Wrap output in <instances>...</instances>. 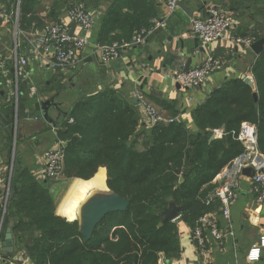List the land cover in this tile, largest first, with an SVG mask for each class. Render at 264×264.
Masks as SVG:
<instances>
[{"label": "trees", "instance_id": "trees-1", "mask_svg": "<svg viewBox=\"0 0 264 264\" xmlns=\"http://www.w3.org/2000/svg\"><path fill=\"white\" fill-rule=\"evenodd\" d=\"M43 1L21 0L20 31L40 30L46 18L60 21L65 10L60 2H84L54 0L48 14L41 16ZM7 3L11 10V2ZM158 16L156 0H114L102 18L97 42L130 41ZM251 35L264 38V32L257 30ZM251 70L255 88L243 77L226 79L193 110L194 121L204 133H192L179 117L152 126L148 133L139 132L138 103L113 89L93 91L75 103L69 113L74 121L59 131L67 141L64 176L88 180L106 167L107 186L129 199L130 205L126 211L109 213L86 240L78 221L56 214L49 182L43 184L31 173L20 172L14 179L19 189L8 213L18 218L16 233L36 232L25 245L30 259L35 264H157L161 254L177 257L182 249L178 223L166 221L159 226L158 213L169 200L180 206L181 220L191 227L213 210L214 204L207 200L216 187L215 177L245 152L238 139L243 122L256 126L258 149L264 155V51ZM179 114L174 110L171 117ZM219 128H224V136L211 140Z\"/></svg>", "mask_w": 264, "mask_h": 264}, {"label": "crops", "instance_id": "crops-1", "mask_svg": "<svg viewBox=\"0 0 264 264\" xmlns=\"http://www.w3.org/2000/svg\"><path fill=\"white\" fill-rule=\"evenodd\" d=\"M84 1L94 16L96 25L90 35V44L79 53L77 67L57 72L52 71V68L41 60L34 59L29 43L32 36L28 34L23 35V45L19 43L18 38L11 40L12 45L14 44L12 53L18 49L30 58L27 76L23 77L24 79L16 78L14 60L9 67L5 62L0 64V247L9 218H15V225L18 221L16 216L8 213L10 201L15 198L12 197L13 186H18L14 181L16 175L29 172L37 181L43 184L48 182L44 176L47 164L45 152L59 148L66 151L67 141L60 138L59 131L66 123H72L69 116L72 106L93 91L104 92L113 89L135 104L139 101L137 93H140L165 118H170L173 116L172 112L178 110L180 114L176 117H179L192 133L197 134L204 132L195 123L192 112L207 98L212 89L226 79H245L248 76L254 79L251 69L258 55L250 47L236 44L231 39L233 35L247 36L256 30L264 32V0H184L192 12L191 17L200 16L209 5H218L235 14L234 25L215 42L202 44L199 41V47L204 48L202 52L195 46L196 36L190 28L191 17L178 7L172 16L164 20V25L147 44L129 48L120 58L108 63L102 61L99 52H95L93 47L98 43L102 18L108 13L114 0H95L93 3L91 0ZM167 3L168 0H156L159 16L162 18L167 11ZM48 10V6H43L40 8V15L46 16ZM64 11L59 17L62 22L67 20ZM46 20L48 23L50 19ZM3 24L5 27L12 26L10 23ZM14 30L17 36L21 33L16 28ZM208 55L220 59L222 67L212 73L202 86L187 88L176 80V73L185 71L189 57H193L191 68L204 61ZM51 71L55 72L54 76H61L62 80L64 77H71L70 79L79 81L78 87L72 83L77 91L74 98L67 97L61 81L56 82V85L51 83V77H48ZM11 79L17 80L15 102L10 100L8 93ZM42 82L46 87H42ZM52 97L55 98L59 109L67 113L66 117H57L56 126L45 121L42 116L38 119L32 118L36 112V102ZM137 105L140 116L139 132L148 133L152 126L145 117L143 106L140 103ZM223 132L224 128L216 129V139ZM141 139L142 136L140 141ZM138 147L142 149V145ZM100 171L104 172L107 184L106 167H100L94 176ZM222 172L217 174L214 183L221 181ZM6 182L8 184H5ZM52 189L54 191V188ZM52 197L54 198L53 195ZM211 212L225 237L219 241L205 229L206 244L202 250L190 237L191 226L181 218L176 219L182 249L177 257L168 258L172 264H264V245H260L264 235V203L257 201L251 176L241 175L239 178L237 196L231 207V220H227L222 214L219 201L214 203ZM56 214L64 217L59 211ZM16 234L20 236L21 251L8 260L3 259L0 251V264H33L25 248L33 234ZM258 246L261 247L259 258L249 259L251 249Z\"/></svg>", "mask_w": 264, "mask_h": 264}, {"label": "built area", "instance_id": "built-area-1", "mask_svg": "<svg viewBox=\"0 0 264 264\" xmlns=\"http://www.w3.org/2000/svg\"><path fill=\"white\" fill-rule=\"evenodd\" d=\"M180 0H168L167 11L162 17H154L148 28L140 30L130 41L113 42L112 44L94 45L95 52H99L103 62H112L121 57V54L129 48L140 47L147 44L158 29L164 25V20L172 16L178 8ZM12 3V9H8V3ZM21 0H0V18L8 19L19 30ZM65 21H52L47 23L42 29L25 32L32 36L29 43L32 46L34 59L41 60L55 71H68L79 63V53L90 44V35L96 25V20L87 6L82 3H75L67 7L64 11ZM235 22V14L218 5H209L200 16L191 17V32L199 38L202 44H209L221 39L223 35L231 29ZM76 25V29L71 33V24ZM23 32V31H21ZM232 42L251 47L257 40L252 35H233ZM14 66L16 78L26 77L30 58L17 49L14 53ZM222 67V61L212 55H208L204 61L192 66L187 71H178L176 80L187 88H197L202 86L207 78ZM139 103L143 106L145 117L151 126L162 122H171L178 117L165 118L151 103L137 93ZM73 122V118L70 119ZM238 139L245 146V152L236 157L229 166L224 168L221 181H217L216 187L207 200L209 205L219 201L222 214L227 220H231V207L237 196V187L242 170L246 167L255 169L252 177L254 190L257 193V201L264 203V155H262L257 145L256 126L250 122H243L238 133ZM46 169L44 176L57 180L64 176L65 151L63 148L50 149L45 152ZM209 230L217 240H222L225 233L220 229L212 212L201 216L194 227L190 228V237L193 243L202 250L206 244L204 230ZM260 245H264V235ZM261 247H254L248 255L249 259L255 260L260 256ZM157 264H172L170 260L161 254Z\"/></svg>", "mask_w": 264, "mask_h": 264}, {"label": "water", "instance_id": "water-1", "mask_svg": "<svg viewBox=\"0 0 264 264\" xmlns=\"http://www.w3.org/2000/svg\"><path fill=\"white\" fill-rule=\"evenodd\" d=\"M178 7L182 9L188 16H192V12L185 4L184 0H180L178 2ZM76 25L74 23L71 24V33L74 32ZM199 38H195V46L199 47ZM257 55L264 51V38L258 39L255 41L250 47ZM183 49V46H182ZM200 51L204 52V48L199 47ZM177 54V53H175ZM193 57H189L188 62L185 66V71H187L192 63ZM245 82L250 84L253 88L256 87L255 81L251 76L246 77ZM180 87V84H178ZM257 96V94L255 95ZM139 103V101H137ZM36 112L32 116L34 119H38L39 117H44V120L51 123L53 126H56V119L58 116H67L66 112H63L59 109L58 104L55 102V98H49L45 100H41L36 102L35 104ZM211 140L216 139V135H211ZM242 174L246 176L253 177L255 175V169L252 167H246L242 170ZM5 184H8L6 182ZM18 191V186H13L12 197H15ZM130 205V200L121 195L118 192L111 191L107 186L104 190L94 191L92 192L87 199L81 204L79 213L76 219L71 221H78L79 232L86 239L90 240L98 225L105 219V217L112 212L118 211H126ZM7 212V209H6ZM5 212V213H6ZM158 215L161 218L159 226H162L166 221H175L181 216V209L177 203L170 199L168 205L165 206ZM68 220V219H67ZM30 234H33L31 231ZM1 236V233H0ZM20 236H18L15 232V218L10 217L8 225L6 227V232L4 235L3 244L0 247V251L3 255L4 260H8L13 257L15 253H19L20 245H19ZM28 242V241H26ZM35 264V263H33Z\"/></svg>", "mask_w": 264, "mask_h": 264}, {"label": "rangeland", "instance_id": "rangeland-1", "mask_svg": "<svg viewBox=\"0 0 264 264\" xmlns=\"http://www.w3.org/2000/svg\"><path fill=\"white\" fill-rule=\"evenodd\" d=\"M53 1L54 0H45L44 2H42L41 8L43 6L50 7L52 5ZM77 3H82V1L81 2H77ZM83 3L87 6V3L85 1ZM73 4H75V2H73V1H70L68 3L66 2L65 4L60 2L59 6L61 8L66 9L69 5H73ZM4 22L5 23H10L12 26H10V25L8 27L7 26L6 27L2 26V25H4L3 24ZM50 22H52V21L49 20L48 23H50ZM14 29H15L14 24H12L11 21L9 22L8 19H4V20L1 19V21H0V42H1V44H0V64L5 62V65L8 66V67L12 64L13 58H14V53H12V51L14 49V44L12 45V41L14 40V38H18V40L20 41L19 43H21V45H23L22 44L23 35H25V34L27 35V33L21 32L17 36V34H15V32H14L15 31ZM76 67H77V65H76ZM52 71H55V70L52 69ZM52 71H51V74L48 76V77H51V83H54L56 85V82L61 81V83H63V85H64L63 87L66 90L67 97L74 98V96L77 94V91L74 88L79 86L78 85L79 81H77L75 79H70L71 77L70 78L69 77L66 78L63 75H62V77H64V78L62 80V79H60L61 76H54L55 72H52ZM21 78L24 79L23 77H20L18 79H21ZM48 79H50V78H48ZM73 82L76 84L75 87H73V84H72ZM10 83L11 84H10V88L8 90V93H9V96L11 98L10 100L15 102L16 99H17L16 98V83H17V80L13 79L12 82H10ZM41 84H42V87H46L44 82H42ZM214 131H216V129ZM213 134H214V132H213ZM220 135H222V136H220ZM220 135H219L218 138H222L224 136V132L222 134H220ZM138 145L141 146L140 143ZM46 179L49 182V189L51 187L50 193H52V195L54 196L53 199L55 201L54 202L55 203V212H58L59 205L61 204L63 199L68 194L69 189H70L73 181L76 178H68V177L62 176L61 178H59L57 180H53V179H49V178H46ZM52 188H54V191H53ZM96 191H99V190H96Z\"/></svg>", "mask_w": 264, "mask_h": 264}, {"label": "bare ground", "instance_id": "bare-ground-1", "mask_svg": "<svg viewBox=\"0 0 264 264\" xmlns=\"http://www.w3.org/2000/svg\"><path fill=\"white\" fill-rule=\"evenodd\" d=\"M107 188L105 183L104 172L100 171L96 176L90 180H83L76 178L66 197L59 205L58 211L68 220L77 218L81 204L87 197L96 190H104Z\"/></svg>", "mask_w": 264, "mask_h": 264}]
</instances>
